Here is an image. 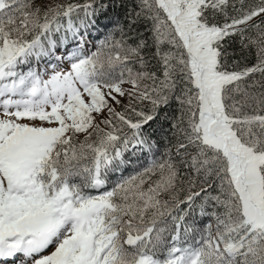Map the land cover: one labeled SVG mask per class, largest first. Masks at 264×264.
Segmentation results:
<instances>
[{"label":"snow or ice","instance_id":"obj_1","mask_svg":"<svg viewBox=\"0 0 264 264\" xmlns=\"http://www.w3.org/2000/svg\"><path fill=\"white\" fill-rule=\"evenodd\" d=\"M0 264H264V0H0Z\"/></svg>","mask_w":264,"mask_h":264}]
</instances>
